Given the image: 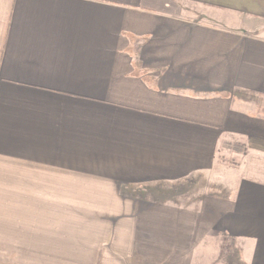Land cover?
Returning a JSON list of instances; mask_svg holds the SVG:
<instances>
[{"label": "crops", "instance_id": "0c3cea01", "mask_svg": "<svg viewBox=\"0 0 264 264\" xmlns=\"http://www.w3.org/2000/svg\"><path fill=\"white\" fill-rule=\"evenodd\" d=\"M0 264H264V0H0Z\"/></svg>", "mask_w": 264, "mask_h": 264}, {"label": "rangeland", "instance_id": "374dc122", "mask_svg": "<svg viewBox=\"0 0 264 264\" xmlns=\"http://www.w3.org/2000/svg\"><path fill=\"white\" fill-rule=\"evenodd\" d=\"M237 148H239V150H238V152H242V148L241 147H237ZM232 153V152H231ZM230 152H225L223 155H222V159H223V161H226V162H228L229 164H231V165H235L236 163H237V161H238V157L237 156H234L233 154H231ZM159 187H150V188H147L146 186H144L142 189H144V191H147V192H157V191H159L160 189H158ZM161 188V190L160 191H162V189H165L164 187H160ZM156 189H157V191H156ZM183 191V190H182ZM182 191H180L178 188H174V191H172V193L174 192V193H177V192H182ZM142 193H144V192H142ZM150 194V193H149Z\"/></svg>", "mask_w": 264, "mask_h": 264}, {"label": "trees", "instance_id": "16d2710c", "mask_svg": "<svg viewBox=\"0 0 264 264\" xmlns=\"http://www.w3.org/2000/svg\"><path fill=\"white\" fill-rule=\"evenodd\" d=\"M225 144H227V143H225ZM237 147H241V148L244 147V149L246 148V146L238 144L235 146V150H237V151L239 150V148H237Z\"/></svg>", "mask_w": 264, "mask_h": 264}]
</instances>
